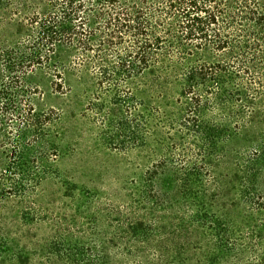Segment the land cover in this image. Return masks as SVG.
<instances>
[{"label": "trees", "instance_id": "16d2710c", "mask_svg": "<svg viewBox=\"0 0 264 264\" xmlns=\"http://www.w3.org/2000/svg\"><path fill=\"white\" fill-rule=\"evenodd\" d=\"M3 7L24 39L0 49V264H264V0ZM35 69L55 92L71 91L67 73L91 90L108 149L162 135L140 183L111 193L103 237L56 233L72 225L48 216L43 185L67 183L61 114L36 109ZM162 104L180 107L177 122Z\"/></svg>", "mask_w": 264, "mask_h": 264}, {"label": "rangeland", "instance_id": "374dc122", "mask_svg": "<svg viewBox=\"0 0 264 264\" xmlns=\"http://www.w3.org/2000/svg\"><path fill=\"white\" fill-rule=\"evenodd\" d=\"M8 17L9 10L0 8V49L24 39L22 16L12 18L14 21ZM66 80L72 86L68 93L55 92L51 88L50 77L41 69L29 73L27 82L37 88L34 96L37 110L52 108L61 114L57 139L60 156L56 167L67 183H45L43 201L48 202V216L72 225L67 230L57 229L56 233L67 231L73 237H83L84 240L94 236L100 238L108 232V204L111 201L117 204L111 193L118 191L124 194L140 183L143 169L139 164L154 150L156 140L162 135L155 132L156 137L150 138L143 149H108L104 129L95 121L94 115L86 111L91 90L79 87L68 73ZM163 96L156 95L155 101H162ZM161 109L173 123L182 115L179 106L169 108L162 104ZM154 125H158L156 121ZM54 232V227L43 231L46 236Z\"/></svg>", "mask_w": 264, "mask_h": 264}]
</instances>
